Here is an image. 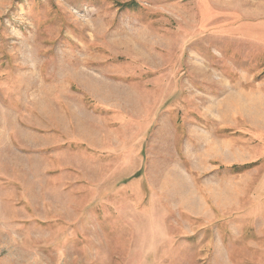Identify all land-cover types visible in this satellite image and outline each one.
I'll list each match as a JSON object with an SVG mask.
<instances>
[{
	"label": "rangeland",
	"instance_id": "obj_1",
	"mask_svg": "<svg viewBox=\"0 0 264 264\" xmlns=\"http://www.w3.org/2000/svg\"><path fill=\"white\" fill-rule=\"evenodd\" d=\"M0 264H264V0H0Z\"/></svg>",
	"mask_w": 264,
	"mask_h": 264
},
{
	"label": "bare ground",
	"instance_id": "obj_2",
	"mask_svg": "<svg viewBox=\"0 0 264 264\" xmlns=\"http://www.w3.org/2000/svg\"><path fill=\"white\" fill-rule=\"evenodd\" d=\"M251 108V107H250ZM257 112V111H256Z\"/></svg>",
	"mask_w": 264,
	"mask_h": 264
}]
</instances>
